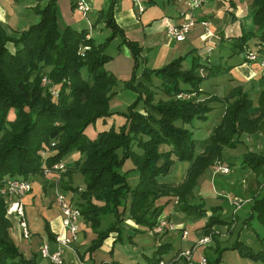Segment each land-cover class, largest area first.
<instances>
[{
	"label": "trees",
	"instance_id": "obj_1",
	"mask_svg": "<svg viewBox=\"0 0 264 264\" xmlns=\"http://www.w3.org/2000/svg\"><path fill=\"white\" fill-rule=\"evenodd\" d=\"M113 4L110 0L102 13L109 34L101 42L88 37L86 29L58 26L54 0H37L32 9L38 18L22 30L7 29L0 23V188L6 178L42 177L44 168L77 152L80 156L60 172L59 181L61 187L76 192L71 174L83 177L84 186L76 193L81 215L94 233L88 251L96 249L110 231H117L119 237L123 215L132 223V234L150 231L170 195L177 197L176 210L184 217H206L202 228L211 222H227L217 213L219 205L207 209L201 198L193 199L196 179L221 159L222 147L237 144L240 134L257 130L264 134V69L255 102L239 85L225 95L197 101L201 82L228 69L200 60L194 50L157 68L140 66V47L125 38L115 23ZM250 6L254 29L229 40L231 51L245 52L250 42L258 50L264 48V0H250ZM114 37L117 46H125L133 59L129 76L120 82L103 68L111 57L105 47ZM187 55L191 56L186 66ZM43 76L56 90L54 99L49 86L40 84ZM118 82L120 89L132 91L134 97L124 110H111L108 100ZM158 93L162 97L156 98ZM213 101L222 105L221 117L206 137L197 139L189 124L195 118L204 121ZM112 115L122 121L86 136L87 126L98 119L104 124ZM127 160L131 166L123 170ZM175 161L189 162L182 181L176 185L161 182ZM237 163L260 175L264 153L245 150ZM130 173L136 176L133 185L128 183ZM93 200L102 203L96 205ZM6 206L7 200L0 194V264H39L36 255L25 258L11 239ZM207 210L210 214L206 216ZM249 211L250 218L264 225V188L253 197ZM105 214L113 221L97 228ZM44 231L48 240L53 239L46 222ZM261 238L257 241L262 244ZM154 244L156 256L149 264H155L169 245L158 240ZM228 250L264 261V247L253 250L244 237H236ZM223 251L217 250L206 264H217Z\"/></svg>",
	"mask_w": 264,
	"mask_h": 264
},
{
	"label": "crops",
	"instance_id": "obj_2",
	"mask_svg": "<svg viewBox=\"0 0 264 264\" xmlns=\"http://www.w3.org/2000/svg\"><path fill=\"white\" fill-rule=\"evenodd\" d=\"M57 9L58 26L69 25L75 29H86L87 36L95 42H101L109 34V29L105 27L103 22V12L107 9L110 0H82L86 5L84 12L76 8V0H54ZM37 0H0V23L7 29L22 30L31 23L37 20V15L33 12V6ZM138 6H141L139 10ZM184 10L182 0H114L113 4V19L115 23L122 29L123 35L128 40L135 42L140 47V66L147 68H157L167 61L178 56L185 55L189 50H194L200 60H207L212 63H221L228 66V71L221 75L208 78L204 83L215 80H226V83L241 82L251 84L255 81L259 82V76L262 73L256 62L245 60L244 51L242 55L232 53L227 47L229 40L237 37L242 31H252L254 26L251 22L250 15V0H204L201 6L193 10L192 17L195 19L193 25L186 32L184 39L175 41L166 32L167 25H177L181 19V12ZM101 12V14H99ZM117 37H114L107 42L111 48L106 52L111 57L103 64V68L113 74L117 80L126 79L129 76L133 59L128 49L121 45L117 46ZM248 48L253 49L254 46L250 42ZM191 55H187L183 63L187 66L188 59ZM118 82L115 87V94L108 100L110 109H115L118 102V97L126 105L133 99L134 93L127 89H120ZM113 104V105H112ZM214 109L209 113L212 115ZM217 119V117H216ZM122 121L120 116L112 115L103 124L99 119L96 120L93 126H97L98 130L107 128L110 124L117 125ZM86 131V129H85ZM184 163V162H180ZM176 164V162H175ZM174 164V165H175ZM230 171L235 169V165H231ZM31 189L24 194L19 203L23 212V219L26 222L28 237H24L17 216L8 217L10 220L9 235L17 246L18 250L25 258L32 255L37 256L39 264H46L40 257L38 260L39 248L44 242L47 244L53 240L47 239L44 231L45 222L48 225L49 231L55 234L59 230L60 214L55 203L53 193V181L42 177H34L31 180ZM200 190H204V184H199ZM214 193V192H213ZM201 197L206 196L202 192L198 193ZM205 201L211 204H216L222 209V204L218 200H213V194L208 192ZM204 201V202H205ZM163 213H165L163 211ZM170 220L183 223V214L180 212H169ZM227 217V216H226ZM186 222V221H185ZM201 224H195V228ZM82 230H85L82 228ZM190 234H195L193 231H188ZM171 234V233H169ZM167 234V236H169ZM179 236V242L174 245L172 237L161 239L160 243H169L168 251L182 249L189 246V237L183 239L179 232L174 233ZM139 235L144 236L138 238ZM147 232L135 233L131 236V241L135 245L145 246L154 243L151 236ZM85 236V235H84ZM93 237L81 235L75 245L83 246L82 251L89 244ZM240 237H243L240 235ZM111 237H107L99 248L94 250L90 255L87 253L81 259L74 252L65 251V254L71 253L74 258V264H99L100 262L112 263L111 259ZM139 239V240H138ZM136 240L140 241L138 244ZM171 240V242H169ZM172 243V244H171ZM55 244V243H54ZM145 244V245H144ZM54 246V245H53ZM56 247V245H55ZM55 247L50 250L52 252ZM103 253L101 252V250ZM99 252L100 259L96 258ZM64 254V253H63ZM63 264V262L61 263Z\"/></svg>",
	"mask_w": 264,
	"mask_h": 264
},
{
	"label": "rangeland",
	"instance_id": "obj_3",
	"mask_svg": "<svg viewBox=\"0 0 264 264\" xmlns=\"http://www.w3.org/2000/svg\"><path fill=\"white\" fill-rule=\"evenodd\" d=\"M251 7V6H250ZM111 48V45H108L105 52H107ZM232 53H235L237 55H242L243 52H236L232 50ZM221 65V63H220ZM228 69V66L221 65ZM226 69V70H227ZM228 71V70H227ZM225 71V72H227ZM224 73V72H223ZM222 74V73H221ZM217 74L215 75H221ZM45 77V76H43ZM40 79V84L43 86L48 85L50 88L52 87L49 83V80L45 77V79ZM214 77V76H212ZM205 78L201 84L200 89L201 93H199L197 97V101L209 98L210 96H221L225 95L232 87L239 85L241 86L242 91L248 93L250 95L253 102H255V98L257 95V92L261 89L263 85V81H260L255 83V81L251 84H248L247 82L241 83V82H234V83H226V80H215L212 79V81H208V83H204V81L208 78ZM48 81V82H47ZM49 90V89H47ZM115 90V89H114ZM116 93V92H115ZM114 93V94H115ZM53 99L55 98V94H52L50 92ZM112 94L111 96H113ZM110 96V97H111ZM157 97H162L161 94H157ZM118 102L116 104L115 109L111 110H124L126 104L123 103L122 100H120V97H118ZM113 105V104H112ZM211 107L214 109L212 115L211 113H207V118L204 121L193 119L189 126L192 128L193 137L197 139H201L206 137L212 128L218 123L221 114H222V105L218 104V101L211 102ZM12 117V112H10L8 118ZM217 117V119H216ZM98 130L97 126L89 125L86 128L85 134L87 137H92L94 133ZM245 150L257 152V153H264V134L261 133V130H257L253 133H242L240 134L237 144L233 148H229L227 146L222 147L221 153L222 157L220 160H215L213 163L209 166H207L203 172L197 177L196 179V185L194 186L192 190V197L193 199L201 198L203 201H205L204 197H207L208 192H211L213 194V200H218L222 204L219 211L217 213L221 215L222 217L227 218V222L225 223H210L205 228H202V225L206 223V217H195L192 215H188L184 218H182L181 221L183 223L179 224V222L173 220H170L171 214L169 212H181L179 210H176V196L170 195V200L168 201V204L164 207L163 211L165 213H161L160 216H163L166 220L172 222V224L175 226L174 229H162L159 232H149L147 231L148 235L151 236L153 243L157 240L161 242V239L166 237H172L173 238V244L176 245L179 242V236H177L176 232H179L181 234L182 230H186L187 234L183 239H186L189 237V246H193L197 240L200 238L207 236L208 240L201 245H198L195 250H193L189 254V264H199L200 262L204 261L206 264L207 261L213 260V258L216 257L217 250H221L222 248L224 251L220 254V258L217 264H264L263 260L258 259H251L245 256H241L234 250H228V247H230L235 240L236 237L243 236L244 240L250 244V246L253 248V250H258L262 246L264 247V225L259 223L256 219L249 217V207L253 202V197L260 195L262 189L264 188V169L263 173L260 175L255 174V172L250 171L248 168H241L238 163V156H240ZM43 154V153H41ZM80 155L77 152H71L66 157V159L63 160L64 162V168L65 170L66 165L70 166L72 164V161L75 160ZM176 164L173 166V168L165 175L162 179H160L161 182L167 183L169 185H176L177 183L181 182L185 170L189 165V162L180 163V161H175ZM227 162V164H226ZM235 165V169L230 171L229 169L227 171H221L222 166H226L230 168L231 165ZM131 166L130 161H126L123 165V170L125 168H129ZM62 170V171H63ZM61 175V173H60ZM53 176V174H52ZM52 176L48 174H43L42 178H46L47 180H50L52 183ZM128 183L130 185H133L136 182V176L134 173H130L128 175ZM60 178L57 180L56 184L58 185V188L63 192H69L71 193V201L78 206L77 201L79 200L77 198V193L83 188L84 186V180L80 173H72L71 174V185L73 187H77L76 192L72 191L71 189H65L61 187L60 185ZM204 184V190L199 188V184ZM29 192V191H28ZM202 192V194H206V196L201 197L198 193ZM214 192V193H213ZM7 200V198H5ZM234 200H239L237 205H233L232 202ZM94 204L100 205L102 202L93 200ZM205 208L208 209L209 203L206 201ZM213 205V204H211ZM216 205V204H214ZM210 214V211H206V216ZM184 216V215H183ZM82 222L79 225V233L77 234V239L74 243V248L77 252V255H79V252L82 251L83 246L75 245L78 236L81 235L84 239L85 236H91L93 233L92 228L90 227V224L84 220L82 217ZM113 221V218L110 214H105L101 217L99 226L97 228L103 229L106 227L107 224ZM186 221V222H185ZM195 224H201L200 226L195 228ZM121 230L120 234L118 233L119 237H117V231H110L107 235V237L110 240V248H111V259L113 264H149L151 259L156 256L154 253L155 246L151 245H135L133 241H131L132 231L130 228L132 227V223L125 217V215L122 216L121 222L119 223ZM84 228L85 230H82ZM188 231H193L195 234H190ZM171 233V234H169ZM135 234V233H134ZM169 234V236H167ZM85 235V236H84ZM154 236H159L155 239ZM106 237V238H107ZM144 236L139 235L138 238H143ZM258 237H262V244L257 241ZM104 238L102 242L106 239ZM130 239V240H129ZM139 240V239H138ZM136 240V242L139 244L140 241ZM261 241V240H260ZM101 242V244H102ZM171 242V240H169ZM90 244V242H89ZM89 244L86 246V248L81 252V255L79 258L81 259L87 253L90 255L94 250L99 248L101 244L94 249L93 251H88ZM172 244V243H171ZM54 245V246H53ZM55 247L54 242L50 241L48 243V250H52V248ZM188 247L178 249V251L174 252V250L168 251L167 246L163 249V253L160 255L159 259L166 262V264H186L185 259L183 260L182 257H177L178 252L181 250L187 249ZM167 248V249H166ZM103 253L102 249H100ZM97 259H100L99 252L96 255ZM158 259V260H159ZM38 260L40 261V256L38 255ZM43 261H46L45 259H42ZM48 262V261H47ZM62 262L63 264H74V258L71 256V253L63 254L62 256ZM111 264V263H104L100 262L99 264Z\"/></svg>",
	"mask_w": 264,
	"mask_h": 264
},
{
	"label": "built area",
	"instance_id": "obj_4",
	"mask_svg": "<svg viewBox=\"0 0 264 264\" xmlns=\"http://www.w3.org/2000/svg\"><path fill=\"white\" fill-rule=\"evenodd\" d=\"M203 2L204 0H182V3L184 5V10L180 14L182 21L177 25H167V34L170 35L175 41L183 40L186 32L195 22V19L192 17L193 10L199 8ZM75 4L76 8L78 10H81L82 12H84V10L86 9V5L82 0H76ZM138 8L139 10L142 9L141 6H138ZM84 48H87V46H85ZM244 57L247 61L256 62L260 70L264 69V48L261 50H258L256 47H254L253 49L247 48V50L244 52ZM42 79H45V77H43ZM48 89L52 94H56V90L54 89V87H49ZM178 97L187 98L188 96L178 95ZM63 168L64 162L63 160H60L43 169V174L49 173L51 176L53 174V193L55 196V203L59 209L60 225L59 230L55 234H53L52 240L56 245L55 249L50 252L48 250L47 242H44L39 248L38 253L42 259H45L53 264L62 263V256L66 250L71 252L75 251L73 245L80 230L79 225L83 221L79 207L71 201V193L61 191L56 184L60 172L63 170ZM227 170L228 168L226 166H222L221 171ZM30 189L31 181L29 179H21L15 177L6 178L2 187L0 188V194L7 198L6 215L8 217H18L19 226L24 237H28V231L26 222L23 219V212L19 203V199L28 191H30ZM238 202L239 200H234L232 204L236 206ZM163 228L174 229L175 226L172 224V222L159 215L150 231L159 232ZM186 234L187 231L182 230L180 237L184 238ZM207 240V236L200 238L193 246H190L187 249L178 252L177 257H182L183 260H186L184 262H186V264H189V254L193 250H195L198 245L204 244ZM155 264H166V262L159 259L155 262ZM199 264L205 263L204 261H202Z\"/></svg>",
	"mask_w": 264,
	"mask_h": 264
}]
</instances>
